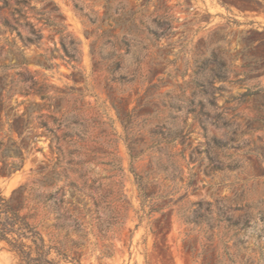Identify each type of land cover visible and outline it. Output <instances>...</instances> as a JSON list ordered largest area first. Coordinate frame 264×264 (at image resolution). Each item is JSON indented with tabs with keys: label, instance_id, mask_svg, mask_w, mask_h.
I'll list each match as a JSON object with an SVG mask.
<instances>
[{
	"label": "rangeland",
	"instance_id": "rangeland-1",
	"mask_svg": "<svg viewBox=\"0 0 264 264\" xmlns=\"http://www.w3.org/2000/svg\"><path fill=\"white\" fill-rule=\"evenodd\" d=\"M26 1L42 38L6 32L0 63L18 62L14 38L35 90L10 104L32 121L12 133L24 160L0 191L33 187L12 203L68 255L52 256L264 264V0ZM228 214L251 224L228 228ZM0 264H18L4 241Z\"/></svg>",
	"mask_w": 264,
	"mask_h": 264
},
{
	"label": "trees",
	"instance_id": "trees-1",
	"mask_svg": "<svg viewBox=\"0 0 264 264\" xmlns=\"http://www.w3.org/2000/svg\"><path fill=\"white\" fill-rule=\"evenodd\" d=\"M0 3V40L4 39L6 32L13 33L21 39L22 46H29L31 44H38L42 38L39 29L34 27L33 24L27 22L24 6H27L26 0H18L17 5L9 11V14L4 13V9L8 8L7 0H1ZM28 25L29 35L23 37L19 30L20 26ZM61 32V31H58ZM9 44V43H7ZM6 43L0 44V61L4 59V56H9L10 51L5 49ZM10 47L15 50L17 56V63H0V134L3 132L4 136H0V174L10 175L17 167L22 164L23 147L21 143L12 138V133L15 132L22 138V135L28 128V125L32 121L29 113L16 112V106L10 104V99L15 93L22 94L23 96L29 95L34 92L33 85H27L29 79L25 77L26 70L24 68V59L19 57L23 53V48L18 46L13 38L10 42ZM69 60H76L75 55H70ZM10 70H14L10 72ZM261 90H257L258 94ZM36 126L43 128L51 137L58 138L56 134L47 127L42 121H36ZM5 128V130H4ZM135 178L139 185V191L144 192L145 186L142 185L141 178L135 173ZM33 187L27 185H20L13 189L10 197L5 196L0 191V241H4L7 244L8 250L11 251L17 258L18 264H61L59 260L52 256V252L56 257L67 260V254L64 253L56 245L46 243L41 233L37 230L36 226L32 225L25 215L20 214L19 209L13 205L12 199L14 195L22 196L24 199L36 200L33 193ZM37 202V201H36ZM144 206V200L141 201ZM227 212L232 211L230 207L227 208ZM262 218H264V211H259ZM224 221L228 224V228H234L238 231L242 230L245 226L251 224L250 216L245 217L241 223L240 218H234L233 215L228 214L224 218ZM186 222H196L189 221ZM254 224V223H252ZM217 226V225H216ZM213 225H210L212 228ZM208 247L203 249L197 256H205L208 251ZM186 249L193 252L192 245L186 246ZM72 260V259H71ZM73 260H76L73 257ZM218 261H214L212 257L206 261V256L203 257L202 264H216Z\"/></svg>",
	"mask_w": 264,
	"mask_h": 264
}]
</instances>
